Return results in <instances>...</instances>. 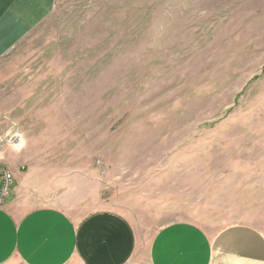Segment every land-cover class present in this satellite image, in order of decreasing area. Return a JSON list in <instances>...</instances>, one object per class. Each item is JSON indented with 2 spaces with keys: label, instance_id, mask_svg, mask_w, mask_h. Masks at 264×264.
Here are the masks:
<instances>
[{
  "label": "rangeland",
  "instance_id": "rangeland-1",
  "mask_svg": "<svg viewBox=\"0 0 264 264\" xmlns=\"http://www.w3.org/2000/svg\"><path fill=\"white\" fill-rule=\"evenodd\" d=\"M0 118L28 208L264 232V0H57L0 59Z\"/></svg>",
  "mask_w": 264,
  "mask_h": 264
},
{
  "label": "crops",
  "instance_id": "crops-1",
  "mask_svg": "<svg viewBox=\"0 0 264 264\" xmlns=\"http://www.w3.org/2000/svg\"><path fill=\"white\" fill-rule=\"evenodd\" d=\"M56 1L0 0V59L50 16ZM0 164L15 177L14 193L0 205V264H264V232L255 227L230 225L210 235L194 223L173 222L147 240L114 210L77 215L19 204L23 172L7 151Z\"/></svg>",
  "mask_w": 264,
  "mask_h": 264
},
{
  "label": "built area",
  "instance_id": "built-area-1",
  "mask_svg": "<svg viewBox=\"0 0 264 264\" xmlns=\"http://www.w3.org/2000/svg\"><path fill=\"white\" fill-rule=\"evenodd\" d=\"M23 134L14 125H4L0 118V154L7 149L13 150L23 144ZM15 190V177L10 169L0 164V205H4L6 200L11 197Z\"/></svg>",
  "mask_w": 264,
  "mask_h": 264
},
{
  "label": "clouds",
  "instance_id": "clouds-1",
  "mask_svg": "<svg viewBox=\"0 0 264 264\" xmlns=\"http://www.w3.org/2000/svg\"><path fill=\"white\" fill-rule=\"evenodd\" d=\"M20 147H23V144L20 145ZM14 151H19V148H14Z\"/></svg>",
  "mask_w": 264,
  "mask_h": 264
}]
</instances>
